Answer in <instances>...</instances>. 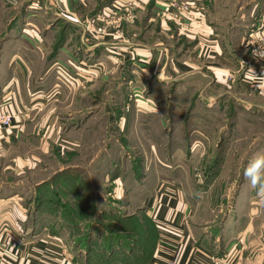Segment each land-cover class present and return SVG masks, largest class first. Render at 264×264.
I'll return each instance as SVG.
<instances>
[{
  "label": "crops",
  "instance_id": "0c3cea01",
  "mask_svg": "<svg viewBox=\"0 0 264 264\" xmlns=\"http://www.w3.org/2000/svg\"><path fill=\"white\" fill-rule=\"evenodd\" d=\"M9 1L0 0V113L15 117L0 133V264H167L172 259L255 264L243 260L253 227L250 213L235 216L231 206L215 226L206 202L189 183L161 174L167 165L145 168L139 178V162H129L132 151L121 140L134 139L139 148L142 136L158 139L153 130L139 133V124L150 121L144 112L158 129L175 117L181 100L189 108L186 121L202 105L208 112L231 108L233 118L240 107L264 113V65L258 68L262 81L252 86L247 76L257 67L247 68L244 61L247 37L264 34V0H137L133 19L119 7L123 0ZM102 14L110 31L123 37L94 38L86 32L85 22ZM118 72L124 77L112 101L120 111L119 136L108 127L103 149L86 154L91 156L87 166L61 165L65 148L81 152L98 134L88 127L96 114L92 104L76 108L68 115L71 123H63L59 110L65 97L72 92L71 100L87 101L97 77ZM129 88L150 92L135 93L131 119L121 101V91ZM35 172L41 178L32 182L29 175ZM24 189L35 191L28 196ZM84 194L88 212L78 205ZM104 202L111 204L110 213L104 212L107 206L99 209ZM249 202L256 203L250 197ZM233 204L239 201L234 198ZM76 213L90 216L85 233L82 223L76 226L75 235H84L83 240L71 235L69 219L74 221ZM106 215L122 219L120 235L112 233L110 222L97 235Z\"/></svg>",
  "mask_w": 264,
  "mask_h": 264
},
{
  "label": "rangeland",
  "instance_id": "374dc122",
  "mask_svg": "<svg viewBox=\"0 0 264 264\" xmlns=\"http://www.w3.org/2000/svg\"><path fill=\"white\" fill-rule=\"evenodd\" d=\"M6 1L8 2V0ZM9 4L15 5L17 2L15 3L13 0H10ZM244 61L246 62V60ZM99 63L102 69L103 64L102 62ZM254 65L253 67H257L258 69L264 65V62ZM97 76H99L98 73L95 78ZM123 77L124 74L121 75L120 72L117 74H108L107 77H97L95 79V91L88 94L90 98L87 101H81L76 98L71 100L70 94L72 92L68 93L70 96L67 95L65 97L63 110H59L61 113L65 114L63 118L65 122L63 123H65V125L71 123L72 119L68 117V115L73 113L76 108H82L83 111L88 104H92L94 108H96V114L88 127L93 133L97 131L98 134L94 133L96 135H93V140H86L81 152H73L65 148L63 155L59 157V163H62L61 165L65 166L78 163L87 166L91 156H87L86 154L88 152L92 153L91 151L96 152L99 149H103L105 143L104 139L108 137L106 135L108 127H111V134L119 136L117 129L120 111L114 108L112 99L115 97V94H120V92H118V87L122 84L121 80ZM250 77L252 78V76ZM143 81L147 82V80ZM250 81L252 82V80ZM128 82H130L129 78ZM68 84L73 85L75 83L69 82ZM85 89L84 92L87 93L88 89ZM140 89L141 90L138 91L134 90V88H129L127 92L126 90L121 91L122 104L123 106L126 103L128 105V113L125 115H129L128 117L130 119L132 115H134L132 112L133 108H131L133 105L132 101L138 97L135 93L138 91L140 96L150 95V92H147L146 88ZM74 94H77V92H74ZM79 94L81 95L82 93ZM92 95L94 96L92 97ZM93 98L95 101H92ZM184 103L185 102L181 100V105L177 109L175 117L166 120L163 125L160 124L158 129L156 127V120L149 114L146 117V112H144V120L150 119V121L149 123L143 122V124H139V133L141 134L143 131L147 132L153 130L158 139L152 141L148 140L147 136H142L144 139H139L138 148V146L134 145L136 144L134 139L125 140L122 137L121 143L124 144L127 150L129 149L132 151L131 153L133 156L129 158V162H139V178L145 173V168L150 167L152 170H155L157 166L156 163L160 166H162V164L167 165L166 169L169 171L167 170L166 173L161 172V174L168 175L175 183H189L197 192V196L206 202V204H204V207L207 209L206 214L208 216L210 214L213 215V224L215 226L220 223L223 213L232 208L231 206L234 207L233 215L235 216L239 213H246L247 215L250 213V216L253 217L251 220L253 227L249 239L245 243L248 247H246V251L244 250L243 260H251L254 261L255 264H264V168L260 169V193H258L255 186H252L250 182L243 177V170L246 167L250 165L254 166L257 161L264 160V113L263 111L256 110L255 112L257 113L254 115V110L250 111L240 107V109L237 110L240 114L239 117L233 118V109L231 108L229 110L227 109L226 112L220 110V108H211L213 112H208L209 110L201 104L203 107L201 106L197 110L192 109L194 111V116L191 117V121L190 116L186 121L184 119H186L185 116L189 108H187ZM108 105H110L111 109ZM229 113H231V115ZM140 122L139 116V123ZM96 126L97 129H94ZM129 127H132V125L130 124ZM125 133L127 137H130L129 129H127L124 134ZM147 134H149V132H147ZM88 137L90 136L88 135ZM152 142H155L153 149H151ZM117 144H119L118 141L115 145ZM131 146L133 147L131 148ZM73 153L74 155H72ZM114 159L115 157L112 156L110 163ZM41 163H43V161ZM130 174L132 175L133 173L131 172ZM151 174L156 175V172ZM29 176L32 182L41 178L39 172H35ZM239 176L242 180L241 186L238 187ZM71 181L73 182V180ZM25 190L26 192L24 195L28 196L31 195L32 190L35 191L34 189H24V191ZM99 190L102 193L107 192L106 188H100ZM41 191L37 190L36 193L39 194ZM84 195V197L81 195V204L78 205L87 211V208L91 206V204L87 202V195ZM64 196H70L68 199L74 200L70 192H66ZM249 197L255 200L256 203L253 205H251L250 202L248 203ZM234 198L239 201V204H233ZM106 202H104V204L100 203L99 209H102L104 206H107L109 209L111 204ZM64 206L68 207V205ZM73 206L74 208L78 207L77 204ZM252 209L254 211L250 212ZM68 210L75 213V209H71V206H69ZM104 212L110 213L111 209L105 210ZM89 217L90 216H87V214L78 215L76 213L74 221L69 219L70 222L74 223L72 226L74 229L73 231L71 230V235H73L74 238H77L75 234L78 232L76 227L78 223L83 224V233H85V230L91 225ZM105 217L109 218H106V220L102 218V222H100L99 228L96 231L97 235H101L104 233L103 231L110 228L108 226L109 224L106 222L112 223L111 228L114 235H120L118 228L122 225V219L113 218V215H106ZM147 226L146 224L143 227L147 230ZM78 238L83 240L85 236L81 235ZM251 261L247 262L249 263Z\"/></svg>",
  "mask_w": 264,
  "mask_h": 264
},
{
  "label": "built area",
  "instance_id": "2783aa9c",
  "mask_svg": "<svg viewBox=\"0 0 264 264\" xmlns=\"http://www.w3.org/2000/svg\"><path fill=\"white\" fill-rule=\"evenodd\" d=\"M137 0H123V3L119 6L121 8V10L126 12V16L128 19H133V15H132V9L136 6ZM174 6L175 3H172ZM179 9H187V5L183 4L182 6H176ZM104 14H102L99 17H96V19L91 20L90 22H85V30L86 32H88L90 34V36L94 37V38H99V37H104L107 35H112L113 37H123V35H121L122 33L118 30L116 31H110V29L108 28V26L111 23H108L104 20V18L102 17ZM97 21V22H96ZM116 22L121 23V19L117 20ZM115 22V23H116ZM117 29V28H116ZM118 29L119 26H118ZM116 34V35H115ZM245 45L247 47V51H248V59L246 60V64H247V68L248 65L250 66V68H252V64L254 65V63H262L264 62V34L263 33H254V34H250L248 36V38L246 39ZM255 53V55H254ZM255 70L254 74H248V75H252V78L250 76H247V78L251 79V85L255 86L257 83L262 81V76L259 73L258 69H253ZM249 69H247L246 72H248ZM244 72V75H246ZM15 115L12 112H3L0 113V133L5 130L6 128L10 127L13 119H14ZM220 261L217 260H213L210 263L207 264H219ZM167 264H180L176 259H172L169 260L167 262Z\"/></svg>",
  "mask_w": 264,
  "mask_h": 264
},
{
  "label": "clouds",
  "instance_id": "9594fccd",
  "mask_svg": "<svg viewBox=\"0 0 264 264\" xmlns=\"http://www.w3.org/2000/svg\"><path fill=\"white\" fill-rule=\"evenodd\" d=\"M255 55V53H254ZM264 58V57H261ZM250 71L254 74L255 71L250 69ZM264 168V160L257 161L254 166H248L243 170V177L247 179L252 186H255L258 193H260L259 185L261 184V173L260 169Z\"/></svg>",
  "mask_w": 264,
  "mask_h": 264
},
{
  "label": "trees",
  "instance_id": "16d2710c",
  "mask_svg": "<svg viewBox=\"0 0 264 264\" xmlns=\"http://www.w3.org/2000/svg\"><path fill=\"white\" fill-rule=\"evenodd\" d=\"M124 228H125V227H124ZM114 238H116V237H115V236H113V239H114ZM118 238H120V237H118Z\"/></svg>",
  "mask_w": 264,
  "mask_h": 264
}]
</instances>
